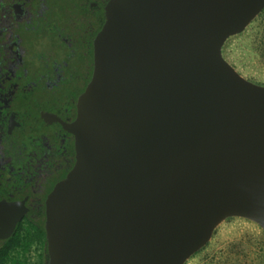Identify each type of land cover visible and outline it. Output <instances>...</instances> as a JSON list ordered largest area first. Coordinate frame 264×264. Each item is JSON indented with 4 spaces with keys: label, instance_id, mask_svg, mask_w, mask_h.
Returning a JSON list of instances; mask_svg holds the SVG:
<instances>
[{
    "label": "water",
    "instance_id": "obj_1",
    "mask_svg": "<svg viewBox=\"0 0 264 264\" xmlns=\"http://www.w3.org/2000/svg\"><path fill=\"white\" fill-rule=\"evenodd\" d=\"M263 10L110 0L77 162L47 201L48 264H186L227 219L264 231V85L224 54Z\"/></svg>",
    "mask_w": 264,
    "mask_h": 264
},
{
    "label": "flooded vegetation",
    "instance_id": "obj_2",
    "mask_svg": "<svg viewBox=\"0 0 264 264\" xmlns=\"http://www.w3.org/2000/svg\"><path fill=\"white\" fill-rule=\"evenodd\" d=\"M109 2L0 0V234L13 226L0 247L32 229L46 239L48 198L77 162L73 127Z\"/></svg>",
    "mask_w": 264,
    "mask_h": 264
},
{
    "label": "rangeland",
    "instance_id": "obj_3",
    "mask_svg": "<svg viewBox=\"0 0 264 264\" xmlns=\"http://www.w3.org/2000/svg\"><path fill=\"white\" fill-rule=\"evenodd\" d=\"M264 10L245 32L227 41L224 54L245 78L264 85ZM32 244L23 257L37 264L42 251ZM186 264H264V231L255 223L230 218L215 231L211 241Z\"/></svg>",
    "mask_w": 264,
    "mask_h": 264
},
{
    "label": "trees",
    "instance_id": "obj_4",
    "mask_svg": "<svg viewBox=\"0 0 264 264\" xmlns=\"http://www.w3.org/2000/svg\"><path fill=\"white\" fill-rule=\"evenodd\" d=\"M35 242H39L44 251L47 252V241L43 229H32L27 235L19 234L11 242L6 241L0 247V264H27L28 256L25 259L23 255L30 250ZM37 264H48V257H44L43 254L40 255Z\"/></svg>",
    "mask_w": 264,
    "mask_h": 264
}]
</instances>
